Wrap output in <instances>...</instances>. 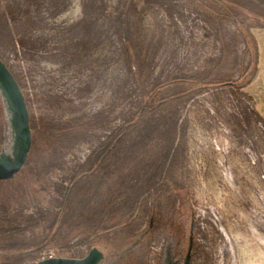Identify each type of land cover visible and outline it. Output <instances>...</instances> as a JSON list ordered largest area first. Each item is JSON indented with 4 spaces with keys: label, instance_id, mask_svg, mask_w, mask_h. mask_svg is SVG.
Segmentation results:
<instances>
[{
    "label": "rangeland",
    "instance_id": "rangeland-1",
    "mask_svg": "<svg viewBox=\"0 0 264 264\" xmlns=\"http://www.w3.org/2000/svg\"><path fill=\"white\" fill-rule=\"evenodd\" d=\"M0 57V264H264V0H0Z\"/></svg>",
    "mask_w": 264,
    "mask_h": 264
},
{
    "label": "water",
    "instance_id": "water-1",
    "mask_svg": "<svg viewBox=\"0 0 264 264\" xmlns=\"http://www.w3.org/2000/svg\"><path fill=\"white\" fill-rule=\"evenodd\" d=\"M0 86L13 111V123L17 133V150L13 156L1 154L0 180L14 178L27 162L32 145V129L30 113L24 93L4 60L0 57ZM104 253L98 247H93L83 258H70L63 256L42 259L36 264H100ZM190 254L186 264H189Z\"/></svg>",
    "mask_w": 264,
    "mask_h": 264
},
{
    "label": "flooded vegetation",
    "instance_id": "flooded-vegetation-1",
    "mask_svg": "<svg viewBox=\"0 0 264 264\" xmlns=\"http://www.w3.org/2000/svg\"><path fill=\"white\" fill-rule=\"evenodd\" d=\"M179 232L176 231L165 245V262L164 264H186L190 254L189 264H192L194 254L197 248V235L195 225L192 224L187 245L179 238Z\"/></svg>",
    "mask_w": 264,
    "mask_h": 264
}]
</instances>
